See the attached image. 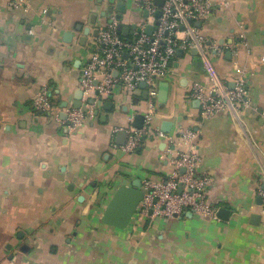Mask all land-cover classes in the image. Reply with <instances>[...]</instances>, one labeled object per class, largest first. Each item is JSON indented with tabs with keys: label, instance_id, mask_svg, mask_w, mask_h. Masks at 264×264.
Segmentation results:
<instances>
[{
	"label": "crops",
	"instance_id": "crops-1",
	"mask_svg": "<svg viewBox=\"0 0 264 264\" xmlns=\"http://www.w3.org/2000/svg\"><path fill=\"white\" fill-rule=\"evenodd\" d=\"M13 1L0 0V264H264V0H211L197 26L208 46L223 45L222 56L207 52L220 83L231 88L239 70L248 74L251 106L203 120L190 97L193 82L211 85L203 60L193 49L176 53L173 75L156 85L152 133L132 154L118 148L127 138L118 134L143 126L144 88L130 96L115 88L76 131L65 119L92 32L110 8L122 2L123 14L135 11L136 0H25L17 8ZM43 89L51 112L33 109ZM157 129L175 141L156 138ZM182 131L194 139H179ZM189 144L202 158L199 172L213 177L215 219L135 215L123 230L101 222L119 186L163 179Z\"/></svg>",
	"mask_w": 264,
	"mask_h": 264
},
{
	"label": "built area",
	"instance_id": "built-area-1",
	"mask_svg": "<svg viewBox=\"0 0 264 264\" xmlns=\"http://www.w3.org/2000/svg\"><path fill=\"white\" fill-rule=\"evenodd\" d=\"M24 1L14 0L10 5L17 8ZM158 9L160 16L156 18L155 12ZM134 10L122 13V18L118 21L113 8L107 15L105 24L98 29L92 42V52L81 69L82 103L79 108L66 110L65 124L69 131L82 128L92 119L94 104L100 98L111 96L115 88H121L130 96L143 83L148 107L144 124L138 129L131 126L124 129L127 138L118 147L123 154L136 152L142 147L144 139L152 133L150 124L157 94L156 85L173 75L171 64L178 50L197 51L209 76L210 86L193 82L190 92V97L198 102L199 114L203 120L228 110L238 112L251 106L246 89L248 74L245 70L237 72L233 87L230 88L219 82L208 61L209 48L222 56L223 45L214 42L211 47L208 46L207 37L195 23H202L210 15L211 0H164L160 8L154 4V0H136ZM119 22L127 27L133 25L134 28H129L127 35L122 36L117 31ZM148 26L153 27L150 34L146 32ZM235 48L231 50L235 52ZM33 109L36 112L53 110L44 89L33 100ZM154 135L170 143L176 138L158 129ZM194 137L195 134L191 131L179 133V139L186 142L192 141ZM170 164L171 169L163 179H145L141 182L143 196L137 208L138 219H172L186 212L215 219L216 209L207 198V190L213 183V177L199 172L202 158L194 146L189 144L186 150L177 151ZM261 196L264 199L263 192Z\"/></svg>",
	"mask_w": 264,
	"mask_h": 264
},
{
	"label": "water",
	"instance_id": "water-1",
	"mask_svg": "<svg viewBox=\"0 0 264 264\" xmlns=\"http://www.w3.org/2000/svg\"><path fill=\"white\" fill-rule=\"evenodd\" d=\"M164 0H154V4L160 8L163 4ZM126 6L124 3L120 2L116 6V19L118 21L121 20L122 18V13L125 11ZM108 12H112V8L108 10ZM146 13H144L145 15ZM105 13L102 14L104 16ZM160 16V10L158 9L155 12V17L158 18ZM201 22H196V26H200ZM129 28H134V26H123L122 23L117 24V31L119 34L122 36H126ZM81 29V27L79 28ZM182 29V27H181ZM153 30L152 26H148L146 29L147 33H151ZM97 29H95L92 34L95 37L97 35ZM90 30L88 28H85L83 30L84 38L86 39V36H88ZM67 39L66 41H69V38L71 37L70 34L66 35ZM177 54H182L181 50L177 51ZM141 88H144L145 85L142 83L140 85ZM147 93L146 91L144 92V97H146ZM82 96V91L77 92V97H76V103L74 104L73 108H79L80 107V98ZM167 97V88L166 86L163 87L161 91L158 93V99L160 101H165ZM137 119H144L143 115H139ZM163 126H166L163 124ZM142 126L137 125L136 128H141ZM163 129H165L163 127ZM167 132V130H164ZM163 131V132H164ZM118 136L121 138H125L126 134L119 133ZM123 142H120L122 144ZM124 144V143H123ZM143 192L141 190V182L140 180H136L135 182L132 183L131 186H126V185H121L119 186L115 192L113 193L107 207L105 208L102 217H101V222L105 225L117 228V229H126L132 220V218L136 215L137 213V208L139 206V203L142 200ZM219 213H224L222 210L218 212ZM188 215H192L191 212H187ZM223 218V217H222ZM258 219V216H255V220ZM256 222V221H255ZM254 223V222H253Z\"/></svg>",
	"mask_w": 264,
	"mask_h": 264
},
{
	"label": "rangeland",
	"instance_id": "rangeland-1",
	"mask_svg": "<svg viewBox=\"0 0 264 264\" xmlns=\"http://www.w3.org/2000/svg\"><path fill=\"white\" fill-rule=\"evenodd\" d=\"M90 46H88V48H89ZM89 50V53L91 54V52H92V46L88 49Z\"/></svg>",
	"mask_w": 264,
	"mask_h": 264
}]
</instances>
